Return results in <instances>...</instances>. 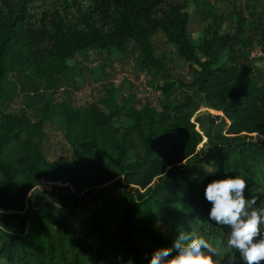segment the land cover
Masks as SVG:
<instances>
[{"label":"trees","instance_id":"1","mask_svg":"<svg viewBox=\"0 0 264 264\" xmlns=\"http://www.w3.org/2000/svg\"><path fill=\"white\" fill-rule=\"evenodd\" d=\"M37 1L0 0V264H150L180 231L222 242L243 264L227 248L230 229L209 221L204 189L228 176L247 181L249 198L264 188V67L250 58L264 47V0ZM131 42L151 76L169 77L151 82L157 105L131 101L115 126L116 109L64 104L71 156L49 158L36 137L75 57ZM21 72L48 92L37 112L16 108ZM175 89L184 95L173 101ZM197 98L210 110L204 152ZM110 185L120 191L107 197Z\"/></svg>","mask_w":264,"mask_h":264},{"label":"rangeland","instance_id":"2","mask_svg":"<svg viewBox=\"0 0 264 264\" xmlns=\"http://www.w3.org/2000/svg\"><path fill=\"white\" fill-rule=\"evenodd\" d=\"M73 5L79 0H61ZM81 1V0H80ZM49 6H55L61 9L60 5H55L56 0H45ZM37 6L42 2L37 1ZM43 4L41 8H43ZM41 10V9H39ZM191 32L198 38L201 36V27L193 23ZM264 48L258 47L253 51ZM169 49H174L170 48ZM252 51V52H253ZM138 46L130 43L125 51H115L111 54H99L91 51L88 55H78L73 61V72L67 77L65 82L58 88V96L54 103L49 105L47 117L45 119V128L39 129L37 140L43 142L46 154L49 158L61 159L71 156V150L63 138L62 118L58 115L59 108L67 104L71 106H85L93 102L99 103L106 112L111 110L120 111V115L113 119L115 126H123L128 123L126 117L128 106L131 101H137L139 104L148 102L157 105V95L151 84L164 82L169 79L166 73L152 76L145 68ZM156 71V68H154ZM19 84L18 111H36L37 106L47 102L48 92L44 91L43 83L35 76L21 72L17 75ZM184 91L175 89L172 94V100L182 97ZM210 110L204 107L200 98H197L192 107L193 120L196 121L197 129L204 134L203 146L200 152L206 150V134L210 128ZM218 123V122H217ZM217 125V124H216ZM215 126V125H214ZM213 129V127H212ZM49 183L45 180L40 181L43 187ZM264 189V188H260ZM258 189L257 192L260 190ZM120 191L115 185L106 186L100 189V192L107 197L112 196ZM264 196V194H262ZM193 226V225H192ZM194 227V226H193ZM112 246L120 253L124 254L121 244L120 233L114 229L111 231ZM141 245L145 240H140ZM215 263L220 261H233L235 264H241L239 260L231 257L228 253L223 252L219 257L214 258ZM70 264V260H67Z\"/></svg>","mask_w":264,"mask_h":264},{"label":"clouds","instance_id":"3","mask_svg":"<svg viewBox=\"0 0 264 264\" xmlns=\"http://www.w3.org/2000/svg\"><path fill=\"white\" fill-rule=\"evenodd\" d=\"M247 181L228 176L208 183L205 199L212 205L209 221L230 229L227 248L239 253L243 264L264 262V207H255L264 189L246 196ZM175 252V254H173ZM222 242L215 246L194 232L180 231L171 247L157 249L150 264H215L223 254Z\"/></svg>","mask_w":264,"mask_h":264},{"label":"built area","instance_id":"4","mask_svg":"<svg viewBox=\"0 0 264 264\" xmlns=\"http://www.w3.org/2000/svg\"><path fill=\"white\" fill-rule=\"evenodd\" d=\"M250 58H251V60L256 61V63L263 62V64H264V48H259L255 51H253L250 54ZM263 67H264V65H263Z\"/></svg>","mask_w":264,"mask_h":264},{"label":"water","instance_id":"5","mask_svg":"<svg viewBox=\"0 0 264 264\" xmlns=\"http://www.w3.org/2000/svg\"><path fill=\"white\" fill-rule=\"evenodd\" d=\"M256 65L259 67H263L264 64H263V62H259V63H256Z\"/></svg>","mask_w":264,"mask_h":264}]
</instances>
